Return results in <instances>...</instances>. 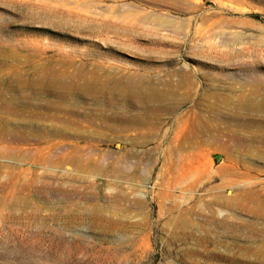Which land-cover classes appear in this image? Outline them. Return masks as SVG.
<instances>
[{
    "label": "rangeland",
    "instance_id": "374dc122",
    "mask_svg": "<svg viewBox=\"0 0 264 264\" xmlns=\"http://www.w3.org/2000/svg\"><path fill=\"white\" fill-rule=\"evenodd\" d=\"M0 264H264V0H0Z\"/></svg>",
    "mask_w": 264,
    "mask_h": 264
},
{
    "label": "bare ground",
    "instance_id": "6f19581e",
    "mask_svg": "<svg viewBox=\"0 0 264 264\" xmlns=\"http://www.w3.org/2000/svg\"><path fill=\"white\" fill-rule=\"evenodd\" d=\"M100 78L104 79V82H98V81H90L89 83L92 84V85H89L90 87H92L94 90H95V93L96 95L100 96V97H104V95H112L114 93V89H110L109 85L106 84L105 82H110V81H107V80H112L114 77H108L106 75V73L101 76ZM116 83L119 82L120 84V87H119V91L121 89H123L124 91H127V95L128 97L130 98H136L137 96L140 95L141 93V87L136 85L134 82H133V78L130 77V75H120L116 78ZM87 82V81H86ZM115 83V84H116ZM148 86H149V81L147 82ZM109 90V91H108ZM147 93H149V89L145 90ZM150 98L149 100H158V96L157 94H149ZM114 98L109 96L106 98V101L108 104L107 107H108V110L110 111H114L118 108L117 104L115 102H113ZM161 100V99H160ZM105 101V102H106ZM125 101H130V99L126 98ZM100 107V106H99ZM101 108H102V105H101ZM121 110V112H126L124 109H122L123 107H119ZM123 110V111H122ZM149 110V107H145L143 111H148Z\"/></svg>",
    "mask_w": 264,
    "mask_h": 264
}]
</instances>
